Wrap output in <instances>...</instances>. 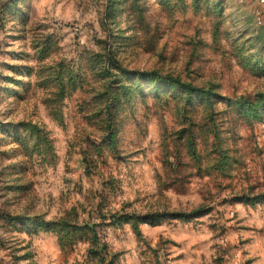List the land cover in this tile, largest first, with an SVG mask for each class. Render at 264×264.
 <instances>
[{"label": "rangeland", "instance_id": "374dc122", "mask_svg": "<svg viewBox=\"0 0 264 264\" xmlns=\"http://www.w3.org/2000/svg\"><path fill=\"white\" fill-rule=\"evenodd\" d=\"M0 264H264L258 0H0Z\"/></svg>", "mask_w": 264, "mask_h": 264}, {"label": "built area", "instance_id": "2783aa9c", "mask_svg": "<svg viewBox=\"0 0 264 264\" xmlns=\"http://www.w3.org/2000/svg\"><path fill=\"white\" fill-rule=\"evenodd\" d=\"M258 2L260 3L261 7L264 9V0H258ZM260 15H261V13H260Z\"/></svg>", "mask_w": 264, "mask_h": 264}]
</instances>
